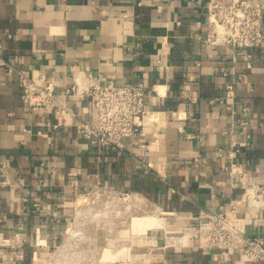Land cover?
Segmentation results:
<instances>
[{
	"label": "crops",
	"instance_id": "1",
	"mask_svg": "<svg viewBox=\"0 0 264 264\" xmlns=\"http://www.w3.org/2000/svg\"><path fill=\"white\" fill-rule=\"evenodd\" d=\"M204 4L0 0L4 55L34 77L58 79L57 94L85 117L96 120L93 98L65 96L75 76L87 85L142 82L148 107L163 112L158 122L145 120V148L130 138L124 149L94 145L72 122H60L54 111L28 108L17 74L0 67V163L13 170L8 178L0 168V178L9 181L0 185V238L17 245L16 250L7 248L8 264H46L60 241L74 196L98 184L149 198L164 211V226L177 230L175 236L159 231L145 238L143 246L134 244L136 248L123 255L128 264H223L227 258L230 264H255L181 234L209 208L249 217L247 233H264V46L250 49L251 68L244 60L236 65L245 77L236 117L249 119L246 129L252 134L251 144L237 155L247 170L243 183L224 169L229 160L217 157L219 147H229L233 136L243 141L245 135L231 133L240 126H234L226 105L209 103L223 93L227 81L217 71L232 62L227 49L198 39L205 31L197 27L206 18ZM158 59L168 63L169 70L162 71ZM196 60H201L200 66ZM154 85L161 86L162 96ZM247 103L251 109L243 114L240 109ZM143 159L153 168H146ZM246 187L257 197L254 206ZM182 236L184 242L178 240ZM1 258L0 252V264Z\"/></svg>",
	"mask_w": 264,
	"mask_h": 264
},
{
	"label": "built area",
	"instance_id": "2",
	"mask_svg": "<svg viewBox=\"0 0 264 264\" xmlns=\"http://www.w3.org/2000/svg\"><path fill=\"white\" fill-rule=\"evenodd\" d=\"M204 5L206 18L204 23L198 21L197 27L203 28L204 26L205 31L198 35V39L205 44L227 49L232 62L231 67L217 71L226 77L227 81L223 93L211 97L209 103L218 102L226 105L232 114L234 126L235 124L240 126V130L232 128L231 133L235 135L237 130L240 131V134L245 135L243 141H238L233 136L229 147L221 146L217 149V157L218 159L227 158L229 163L224 169L232 177H238L244 183L247 170L237 155L243 146L251 144L252 134L246 129L250 124L249 119L236 117L239 112L236 108L238 93L245 86V77L238 71L236 65L240 60H244L245 65L251 68L253 54L250 49L264 46V0H205ZM158 63L162 71L169 70L170 65L162 59H158ZM200 65L201 60H196V66ZM0 67L8 74H17L22 97L28 108L54 111L60 122L63 120L72 122L77 132L87 137L94 145L124 149L125 139L130 138L136 145L145 148L146 145L141 141V138L147 136L145 120L148 119L152 122L161 120L163 112L148 107V90L142 82L117 84L97 81L87 85L80 76H75L72 85L66 89L65 96L70 95L80 101L93 98L97 117L92 121L57 94L58 79L34 77L26 69L18 67L4 55L1 42ZM158 86L160 85H154L153 90L162 96ZM196 99V97L193 98V100ZM250 109L251 107L247 103L240 111L246 114ZM181 131L189 137L193 136L184 132L182 128ZM154 137L155 141H158V135L155 134ZM201 157L202 155L195 157L194 161L199 162ZM141 163L148 169L153 168L150 160L143 159ZM0 168L5 170L10 178L11 171H13L11 166L2 161ZM8 183V179L0 178V185ZM25 200L27 201V198ZM248 200L249 204L254 206L257 197L254 195V203L253 200ZM35 205H39V203H35ZM235 207V204L231 205V209ZM250 221L249 217L209 208L204 211L203 217L188 234L199 239L206 247L225 251L228 256L238 254L246 262L264 264V233L261 235L248 234L247 224ZM7 248L16 250L17 245L11 239L1 237V264H8L6 260L10 251ZM223 264H230L229 259H225Z\"/></svg>",
	"mask_w": 264,
	"mask_h": 264
},
{
	"label": "rangeland",
	"instance_id": "3",
	"mask_svg": "<svg viewBox=\"0 0 264 264\" xmlns=\"http://www.w3.org/2000/svg\"><path fill=\"white\" fill-rule=\"evenodd\" d=\"M132 194H133L132 192H128V191H116V190L107 189V188H104L103 186H101L100 184H98L97 186H93V187H87V188H84V189L78 191V193H76V195L74 196V199L72 202L73 203L72 207L70 208L69 214L67 215V220L65 222L64 228L62 229L60 241L53 248V253H52L49 261L46 264H50L53 261L61 243L63 242L64 238L66 237L67 227L70 225L71 222H73L74 217L78 214L79 207L76 205V201L81 196H83V198H87V200L89 199L88 201L85 199V202L83 205V209H85L84 210L85 212L83 214V220H85V222H86L83 226V231L85 232V234L91 235L92 237H96L98 234V231H96V230L105 228V229H111V235L109 236V239L107 241L105 238L99 237L97 239V237H96L95 241H97V245L94 244V248L97 249L96 252L91 254L88 257H84L83 259L81 258L80 261L77 262L76 264H90V263L91 264H105L101 261V258H108V257H109L108 259H114L115 260L113 262L114 264H128L125 261V260H127V257L126 256L124 257L123 255H126V252L128 250L133 251L136 248V246H134V244H136V243L141 244L142 243L140 246H143L145 244V241H146L145 238L146 239L152 238L153 235H156L159 231H162L164 233H168L169 236L170 235L175 236V233L177 230L176 229H174V230L169 229V225L165 226L164 229H163V227H161V228L157 227L155 229L153 228V229L147 230V228L145 227L147 219L150 221V224H152V222L157 221L156 218L151 217V215L156 213V212H154V209L156 207H158V210H159L158 211V214H159L158 217L160 216V218L162 217L163 219L165 217L164 211L154 201H152L146 197H144V198H146L145 200H146L147 204L142 205V206H136L135 205V206H131L130 208H125V207H127V204L129 202L128 199H129V197H131ZM113 196H115V197L113 198ZM123 197H126V199ZM113 199H115L117 201H114ZM119 200H121V201H119ZM107 201H109V202H107ZM110 201H112L111 204H110ZM107 204H109L110 206ZM113 204H115V205L117 204L116 207L115 206L112 207ZM105 206H106V208H105ZM107 206H109L110 208H108ZM100 209H101V212L99 211ZM105 209H106V211H104ZM114 209H116V211H114ZM118 210H121V211H118ZM160 210H162V211H160ZM107 211H109V212H107ZM110 211H112V214L110 213ZM99 212H100L101 216L98 215V216L94 217L96 215V213H99ZM107 213L108 214L110 213V214L108 215ZM96 219H98V220H96ZM107 220L110 222H105ZM97 221H99L98 222L99 224L97 223ZM105 223H107V224H105ZM102 226H105V227H102ZM195 226H196V224L191 225L189 228H185V229L183 228L181 234H184V233L188 234V232H190V230L192 228H194ZM111 227H114V228H111ZM165 230H166V232H165ZM95 233H96V236H95ZM188 235L192 237V235H190V234H188ZM118 241H123V243H125L124 249H123V252L119 256H116L115 258H113V256H111L112 255L111 249L116 247V244ZM171 242L173 243V240H171ZM75 257H76V255L74 254L72 258L74 259ZM72 264H75V263H72Z\"/></svg>",
	"mask_w": 264,
	"mask_h": 264
},
{
	"label": "bare ground",
	"instance_id": "4",
	"mask_svg": "<svg viewBox=\"0 0 264 264\" xmlns=\"http://www.w3.org/2000/svg\"><path fill=\"white\" fill-rule=\"evenodd\" d=\"M160 87L161 86H158L157 88L160 90ZM99 194V193H98ZM116 194V193H115ZM118 194V193H117ZM254 193H253V190L252 189H249L246 193V197L251 199V200H254ZM115 196H113L114 198ZM119 198V197H118ZM126 199V197H123ZM85 199L87 200V198H83V196L79 197L76 201V205L79 207L78 209V214L74 217V220L73 222L70 223V225L67 227V230H66V237L64 238L63 242L61 243L53 261L50 263V264H72V263H77L80 261V259L84 258V257H88L90 256L91 254L95 253L96 252V248H94V244L97 245V241L96 240V237L97 239L99 237L101 238H105L106 241L109 239V236L111 235V229H105V228H102V229H99V230H96L98 231V234L96 236V233H95V236L96 237H92L91 235H88V234H85V232L83 231V226L84 224L86 223L85 220H83V214H84V210L83 209V205H84V202H85ZM117 199V198H116ZM120 199V198H119ZM146 198H144V196H142L141 194H138V193H133L131 195V197H129V202L127 204V207L125 208H130L131 206H142V205H145L147 204ZM89 200V199H88ZM87 200V201H88ZM114 201H117L115 199H113ZM95 201V200H94ZM97 201V200H96ZM113 201V202H114ZM121 201V200H119ZM103 202V201H102ZM109 202V201H107ZM112 203V201H110V204ZM118 204V203H117ZM116 204V205H117ZM106 205V204H105ZM109 205V204H107ZM115 204H113L112 207H116ZM110 206V205H109ZM109 206H107L108 208H110ZM106 208V206H105ZM110 210V209H109ZM113 210V209H112ZM128 210V209H127ZM126 210V211H127ZM101 212V209L99 210ZM106 211V209L104 210ZM103 211V212H104ZM114 211H116V209H114ZM118 211H121V210H118ZM117 211V212H118ZM125 211V212H126ZM158 207H156L154 209V213L153 215H151L152 218H156L157 221L156 222H152V224H150V221L147 219L146 220V224H145V227L148 229H155L157 227H165V220L160 216L158 217ZM162 211V210H160ZM100 212L99 213H96V216L100 215ZM109 212V211H107ZM105 213V212H104ZM110 213L112 214V211H110ZM109 213V214H110ZM162 213V212H161ZM106 214V213H105ZM108 214V213H107ZM108 214V215H109ZM117 214V213H116ZM119 215V214H118ZM117 215V216H118ZM101 216V215H100ZM104 216V215H103ZM122 216V215H121ZM93 217V218H94ZM116 217V216H115ZM143 218V217H142ZM98 220V219H96ZM126 221V220H125ZM99 221H97L98 223ZM105 222H110V221H105ZM99 224V223H98ZM107 224V223H105ZM151 226V227H150ZM102 227H105V226H102ZM109 228V227H108ZM111 228H114V227H111ZM127 228V227H126ZM131 228V227H130ZM164 229V228H163ZM166 232V230H165ZM170 232V231H169ZM174 232V231H173ZM112 237V236H111ZM168 237V236H167ZM100 238V239H101ZM99 239V240H100ZM179 241H185V236H182L180 239L178 238ZM177 241V240H176ZM96 242V243H95ZM169 243V241H168ZM124 245L125 243H123V241H118L117 244H116V247L111 249V253L113 256V258H115L116 256H119L122 252H123V249H124ZM127 246V245H126ZM76 255V257L73 259V255ZM108 257V256H107ZM109 258V257H108ZM108 258H101V261L105 264H114L113 262L115 261L114 259H108ZM96 262V261H95ZM91 264V263H90Z\"/></svg>",
	"mask_w": 264,
	"mask_h": 264
}]
</instances>
